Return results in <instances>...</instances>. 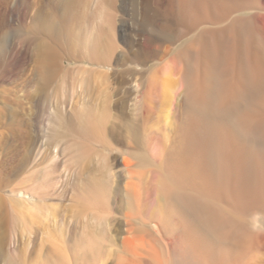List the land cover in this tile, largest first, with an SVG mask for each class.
<instances>
[{"label": "rangeland", "instance_id": "374dc122", "mask_svg": "<svg viewBox=\"0 0 264 264\" xmlns=\"http://www.w3.org/2000/svg\"><path fill=\"white\" fill-rule=\"evenodd\" d=\"M74 2L73 14L99 23L86 36L105 32L112 60L79 58L63 38L55 76L43 88L32 29L40 13H66V0H0V264H118L122 256L128 264L123 236L133 194L149 189L147 214L160 206L155 161L145 166L142 142L148 135L171 138L184 94L142 127L146 68L160 62L144 54L152 32L144 25L145 0ZM163 76L180 74L167 68ZM98 183L104 206L90 200ZM100 228L105 236L86 235Z\"/></svg>", "mask_w": 264, "mask_h": 264}, {"label": "bare ground", "instance_id": "6f19581e", "mask_svg": "<svg viewBox=\"0 0 264 264\" xmlns=\"http://www.w3.org/2000/svg\"><path fill=\"white\" fill-rule=\"evenodd\" d=\"M66 3V13H40L32 29L43 88L55 76L64 39L79 58L112 60L105 32L85 34L99 23L73 14L74 0ZM144 7V25L152 27L144 54L160 62L146 68L142 127L149 129L154 112L173 105L179 91L184 97L171 138L142 142L145 166L155 161L161 201L147 214L149 189L133 194L123 236L127 263L264 264V0H145ZM167 68L180 77L163 76ZM99 183L90 200L104 206ZM100 230L86 235L105 236Z\"/></svg>", "mask_w": 264, "mask_h": 264}]
</instances>
